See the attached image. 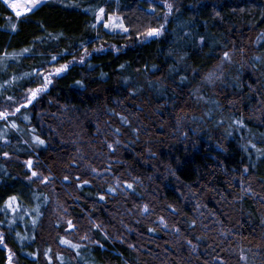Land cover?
<instances>
[{"label": "trees", "instance_id": "16d2710c", "mask_svg": "<svg viewBox=\"0 0 264 264\" xmlns=\"http://www.w3.org/2000/svg\"><path fill=\"white\" fill-rule=\"evenodd\" d=\"M0 114V264H264V0H0Z\"/></svg>", "mask_w": 264, "mask_h": 264}, {"label": "snow or ice", "instance_id": "6c2138e0", "mask_svg": "<svg viewBox=\"0 0 264 264\" xmlns=\"http://www.w3.org/2000/svg\"><path fill=\"white\" fill-rule=\"evenodd\" d=\"M3 2H4L5 4H9V0H3ZM27 2L31 5V7L28 9V11H31L32 9L36 8V7L41 3V0H27ZM9 6H10L13 10H16V9L19 7V6H18L17 4H15V3H12V4H10ZM170 7H171V6L169 5V8H170ZM103 13H104V9H103V8L99 9V14H103ZM16 15L19 16V15H20V12L17 11V12H16ZM98 18H99V15H98ZM106 26H107V25H106ZM159 34H160V30H159V29H150V30L147 32V35H148V36H154V35H159ZM25 51H27V50H25ZM227 58H228V54L225 53V59H227ZM53 59L55 60V57H53ZM66 68H67V65L62 66L61 68L56 69V70H55V73H50V74H49V77H50L51 75H53V74H59V73L63 72ZM49 77H45V78H44V85H43V87H40V88L36 89L35 91H31V90H30V91H31V95H30L29 100H28L29 103H31L32 100L35 99L39 93H42V92H44V91L46 90L47 85H48L49 83H51V79H50ZM17 111H19V109H17ZM2 115H3V114H0V116H2ZM13 127H15V125H13ZM37 142L40 143V144H43V143H44V141L39 140V138H37ZM109 147H111V145H109ZM28 163H29V165H31V161H29ZM32 175H33V176H36L37 173H36V172H33ZM66 179H67V177H66ZM128 187L131 188L132 186H131V185H128ZM110 191H111V190H110ZM12 199H15V198H12ZM101 199H103V197H101ZM145 211H147V208H146V207H145ZM69 224L71 225V221H69ZM61 242H62V243H66V244L69 243L68 241H63V240H62ZM72 247L75 248V247H77V245H72Z\"/></svg>", "mask_w": 264, "mask_h": 264}, {"label": "rangeland", "instance_id": "374dc122", "mask_svg": "<svg viewBox=\"0 0 264 264\" xmlns=\"http://www.w3.org/2000/svg\"><path fill=\"white\" fill-rule=\"evenodd\" d=\"M45 1H47V0H41V3L45 2ZM12 3H15L19 6L15 10V12L19 11L20 14L26 13L28 11V9L31 7V5L27 2V0H9V5ZM110 24H112V26H114L116 29L123 30V26H122L120 20L117 18L112 19Z\"/></svg>", "mask_w": 264, "mask_h": 264}]
</instances>
